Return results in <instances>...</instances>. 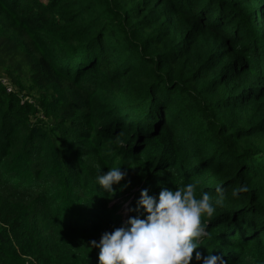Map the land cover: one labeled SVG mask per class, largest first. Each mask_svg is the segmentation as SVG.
<instances>
[{
	"label": "trees",
	"instance_id": "trees-1",
	"mask_svg": "<svg viewBox=\"0 0 264 264\" xmlns=\"http://www.w3.org/2000/svg\"><path fill=\"white\" fill-rule=\"evenodd\" d=\"M0 77V264H98L186 183L224 188L202 256L264 264V0H0Z\"/></svg>",
	"mask_w": 264,
	"mask_h": 264
},
{
	"label": "clouds",
	"instance_id": "clouds-1",
	"mask_svg": "<svg viewBox=\"0 0 264 264\" xmlns=\"http://www.w3.org/2000/svg\"><path fill=\"white\" fill-rule=\"evenodd\" d=\"M126 177L127 172L121 167H111L98 174L96 182L102 190L114 194L128 186L114 189ZM248 191L249 187L241 184L231 190V196L238 198ZM216 193L215 199L207 191L197 194L193 183L175 186V190L161 187L156 196L142 189L135 208L129 209L138 215L103 232L98 242H90L99 249L98 264H191L193 259L197 264H226L222 256L209 252L202 256L197 250L203 238H210L204 218L212 217L217 207L224 204V188L217 186Z\"/></svg>",
	"mask_w": 264,
	"mask_h": 264
},
{
	"label": "rangeland",
	"instance_id": "rangeland-1",
	"mask_svg": "<svg viewBox=\"0 0 264 264\" xmlns=\"http://www.w3.org/2000/svg\"><path fill=\"white\" fill-rule=\"evenodd\" d=\"M13 90L12 91H15V92H17V88L16 87H11ZM11 91V92H12ZM23 93H25V91H23ZM23 96V97H22ZM21 97H22V99L25 101V100H28V101H31L32 102V100L34 101V96L33 95H27V96H24V95H22ZM38 116H40V117H42V118H44V115L42 114V112L41 113H39L38 114ZM35 119V118H34ZM170 175H171V173H170Z\"/></svg>",
	"mask_w": 264,
	"mask_h": 264
},
{
	"label": "built area",
	"instance_id": "built-area-1",
	"mask_svg": "<svg viewBox=\"0 0 264 264\" xmlns=\"http://www.w3.org/2000/svg\"><path fill=\"white\" fill-rule=\"evenodd\" d=\"M0 81L6 85L7 91L11 92L13 89V85L5 78V77H0Z\"/></svg>",
	"mask_w": 264,
	"mask_h": 264
}]
</instances>
